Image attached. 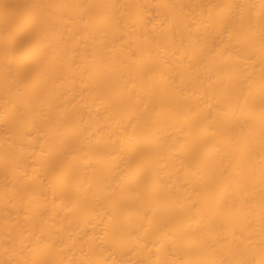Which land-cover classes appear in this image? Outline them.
Listing matches in <instances>:
<instances>
[{
    "label": "bare ground",
    "instance_id": "obj_1",
    "mask_svg": "<svg viewBox=\"0 0 264 264\" xmlns=\"http://www.w3.org/2000/svg\"><path fill=\"white\" fill-rule=\"evenodd\" d=\"M0 264H264V0H0Z\"/></svg>",
    "mask_w": 264,
    "mask_h": 264
}]
</instances>
